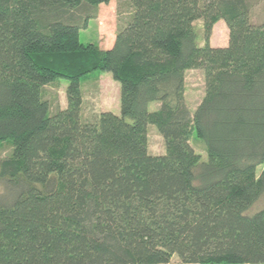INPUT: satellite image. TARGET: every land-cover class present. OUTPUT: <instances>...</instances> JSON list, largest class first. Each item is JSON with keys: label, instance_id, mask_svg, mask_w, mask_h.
I'll use <instances>...</instances> for the list:
<instances>
[{"label": "trees", "instance_id": "16d2710c", "mask_svg": "<svg viewBox=\"0 0 264 264\" xmlns=\"http://www.w3.org/2000/svg\"><path fill=\"white\" fill-rule=\"evenodd\" d=\"M109 1L0 0V147H11L0 157V264H264L255 0H128L110 47L81 43ZM220 20L227 44L213 46ZM192 69L204 79L194 109ZM102 72L119 84L120 112L84 121L81 81ZM60 79L66 106L51 112L43 88ZM148 125L163 154L148 153Z\"/></svg>", "mask_w": 264, "mask_h": 264}, {"label": "rangeland", "instance_id": "374dc122", "mask_svg": "<svg viewBox=\"0 0 264 264\" xmlns=\"http://www.w3.org/2000/svg\"><path fill=\"white\" fill-rule=\"evenodd\" d=\"M97 17L90 19L86 28L79 31V41L83 44L95 43L100 48L110 47L114 41L115 34L130 19L133 8L128 0H110L106 4H100L97 9ZM252 21L259 23L264 20V0H255L251 11ZM195 26L198 32L201 31V20L196 21ZM226 24L223 20L218 21L212 29L210 38L214 42L222 44L226 38ZM186 92L185 98L190 109H194L204 92V79L201 70H188L185 75ZM67 81H59L48 84L43 88V97L51 107V112L66 106L65 88ZM82 87V120H90L102 111H111L119 114V84L112 79L108 72H102L99 76H91L81 81ZM157 108V104H151L150 110ZM148 153L160 155L164 153V141L155 126L148 125ZM194 150L202 158H205L204 147L197 139L191 142ZM11 147L3 143L0 147V157H5L10 153ZM264 170V163L256 168V174ZM264 199L258 201L255 208L263 205ZM173 263L177 262L175 258Z\"/></svg>", "mask_w": 264, "mask_h": 264}, {"label": "crops", "instance_id": "0c3cea01", "mask_svg": "<svg viewBox=\"0 0 264 264\" xmlns=\"http://www.w3.org/2000/svg\"><path fill=\"white\" fill-rule=\"evenodd\" d=\"M214 27H215V25L213 26V28H214ZM226 33H227V35H228V31H227V30H226ZM227 38H228V36H227ZM227 38H226V40H225L222 44H219V46H225V45L227 44V40H228ZM217 43H220V42H217V41H216V42H215V41L213 42L212 39L210 38V44H211V45H213V46H217V45H218ZM115 114H116V113H115Z\"/></svg>", "mask_w": 264, "mask_h": 264}]
</instances>
